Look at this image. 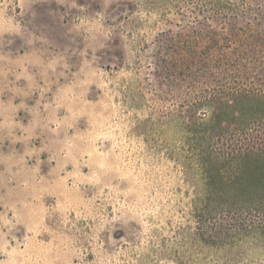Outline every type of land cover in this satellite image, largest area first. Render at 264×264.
<instances>
[{
    "label": "rangeland",
    "instance_id": "1",
    "mask_svg": "<svg viewBox=\"0 0 264 264\" xmlns=\"http://www.w3.org/2000/svg\"><path fill=\"white\" fill-rule=\"evenodd\" d=\"M259 9L0 0V264H264L263 190L208 206V193L234 195L207 191L186 132L208 93L201 58L235 57L231 23L258 32ZM254 68L240 87H260ZM228 128L213 154L246 137ZM216 170L237 179L231 161Z\"/></svg>",
    "mask_w": 264,
    "mask_h": 264
},
{
    "label": "trees",
    "instance_id": "2",
    "mask_svg": "<svg viewBox=\"0 0 264 264\" xmlns=\"http://www.w3.org/2000/svg\"><path fill=\"white\" fill-rule=\"evenodd\" d=\"M260 1L262 9H259L252 20L260 22L261 29L258 32L251 31V21L247 27H239V23L234 19L231 23L230 39L233 42L236 35L238 37L235 57L231 58L228 54H206L200 62L202 72L199 77H195L203 79L207 84L205 91L208 93L190 108L191 117L186 123V132L193 136L194 147L200 152L197 161L205 171L207 191L210 192L215 186L220 192L223 189L217 186L223 185L234 195L217 196L208 193V206L215 202L217 207L223 206L226 202L224 196L229 198L228 206L232 205L236 202V192H245L252 187L261 188L264 192V0ZM229 4L230 10L234 11L235 3ZM212 61H215V64ZM257 65L261 66L258 79L260 87H256L252 81H249L250 85L240 87L241 69L248 71V67L256 68ZM230 71L235 72L234 79L229 77ZM191 80L195 81L193 77ZM200 108H204L203 116L198 115ZM234 125L238 133H245L246 137L226 140L225 148L229 152L213 154L211 143L224 142L225 133L229 132L228 126ZM229 161L237 169L235 181L223 177L222 173L216 170ZM254 202L258 206L264 204V199Z\"/></svg>",
    "mask_w": 264,
    "mask_h": 264
}]
</instances>
